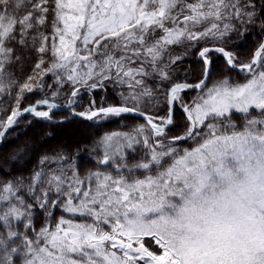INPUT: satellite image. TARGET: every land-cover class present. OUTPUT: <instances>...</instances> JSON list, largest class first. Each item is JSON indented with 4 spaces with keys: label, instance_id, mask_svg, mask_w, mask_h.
Instances as JSON below:
<instances>
[{
    "label": "snow or ice",
    "instance_id": "obj_1",
    "mask_svg": "<svg viewBox=\"0 0 264 264\" xmlns=\"http://www.w3.org/2000/svg\"><path fill=\"white\" fill-rule=\"evenodd\" d=\"M249 25L264 29V0H0V98L15 105L0 142L25 114L52 120L62 92L88 121H145L103 135L102 169L62 154L27 176L0 169V264H264V41L248 62L227 47ZM192 49L195 82L178 75ZM211 53L243 80H214ZM109 85L120 103L72 108ZM161 95L165 115L148 114Z\"/></svg>",
    "mask_w": 264,
    "mask_h": 264
},
{
    "label": "trees",
    "instance_id": "obj_2",
    "mask_svg": "<svg viewBox=\"0 0 264 264\" xmlns=\"http://www.w3.org/2000/svg\"><path fill=\"white\" fill-rule=\"evenodd\" d=\"M264 41V29L259 25H249L248 31L242 41H234L227 45L229 49H234L236 55L242 62H248L251 54L254 52L259 43ZM213 59L212 65V78L219 79L225 75L233 77L235 80H243L244 76L233 71L224 61V59L216 54L211 53ZM198 54L195 49L189 51L187 58L183 61L181 71L178 75L183 78L187 75L189 82H195L200 78L202 72L201 62L198 61ZM35 57L32 56L31 60L26 61L22 69L16 71V75L23 80L24 76L28 74L32 61ZM48 84L53 81L49 77H44ZM15 90H13L14 92ZM195 95L194 92H189L188 96ZM51 89L45 88L43 92L26 93L25 100L22 101V106L30 104L31 102L39 99L50 98ZM95 98L97 104H118L120 103L117 90L109 85L106 91L98 92H85L81 89V96L77 99V103L72 106L76 111L85 110L92 98ZM187 98V96H186ZM69 97L64 92L57 96L54 102L66 105L68 104ZM160 105L158 109L149 108L148 114L165 115L166 103L161 95L159 97ZM14 101L10 96L3 95L0 98V110L14 107ZM7 115L6 111H0V119ZM175 118L177 119V126L169 132V135H176L183 131L179 127L182 124L183 116L179 108L175 110ZM70 118L67 112L53 113L54 120H62ZM145 121L134 116H127L121 118H109L105 120L95 121H81L77 119H68L65 122L53 123L50 121H43L31 116L22 118L19 123L10 130L6 135L0 146V169L4 172L11 171L14 174L29 175L33 169L38 165L40 158L44 155L54 156L58 154L66 155L69 161L77 167L82 174L87 171H95L96 169L104 168L106 166L98 164L96 161L102 155V148H99V141L105 133L114 131L128 132L137 124L144 123ZM239 116L237 115V123H239ZM34 142L35 148L30 152L28 158L23 160L21 153L27 152L28 146L26 143ZM183 143V142H181ZM191 141L188 142L190 144ZM188 144L183 146L187 147ZM16 156V159L8 162V169L1 167L3 162ZM69 161H65L68 163ZM55 167V165H52ZM57 217L60 215H67L57 211Z\"/></svg>",
    "mask_w": 264,
    "mask_h": 264
},
{
    "label": "water",
    "instance_id": "obj_3",
    "mask_svg": "<svg viewBox=\"0 0 264 264\" xmlns=\"http://www.w3.org/2000/svg\"><path fill=\"white\" fill-rule=\"evenodd\" d=\"M223 58V57H222ZM224 59V58H223ZM198 60L200 61V58L198 57ZM224 61H225V59H224ZM201 62V61H200ZM232 69V68H231ZM233 71H235V72H238L239 74H242V73H240L237 69H232ZM34 103V101L33 102H31L30 104H33ZM57 104V103H56ZM58 105V107L56 108V109H54L53 111H65V112H68L69 114H71V109L69 108V106H63V105H61V104H57ZM29 114H25V115H23V116H21V117H19V120L20 119H22V118H24V117H26V116H28ZM132 116H135V115H132ZM135 117H138V118H140V119H142L143 120V118H141V117H139V116H135ZM73 118L74 119H77V120H81V121H88V120H86V119H84V118H81V117H78V116H74L73 115ZM3 142V141H2ZM2 142H0V146H1V144H2Z\"/></svg>",
    "mask_w": 264,
    "mask_h": 264
},
{
    "label": "rangeland",
    "instance_id": "obj_4",
    "mask_svg": "<svg viewBox=\"0 0 264 264\" xmlns=\"http://www.w3.org/2000/svg\"><path fill=\"white\" fill-rule=\"evenodd\" d=\"M43 110H46V109H43ZM32 117L33 118H37V117H35L34 115H32ZM38 119V118H37ZM53 120V119H52ZM27 144V146H28V150H27V152H23V153H21V157L23 158V160H25L26 158H28L29 157V155H30V152L35 148V146H36V144L34 143V142H29V143H26ZM12 161V158H9V160L7 161V163L8 162H11ZM7 163L6 162H3L2 163V165H1V167L3 168V169H8V165H7Z\"/></svg>",
    "mask_w": 264,
    "mask_h": 264
}]
</instances>
